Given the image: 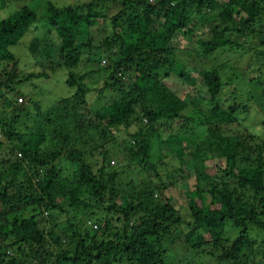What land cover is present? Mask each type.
<instances>
[{
	"label": "trees",
	"instance_id": "trees-1",
	"mask_svg": "<svg viewBox=\"0 0 264 264\" xmlns=\"http://www.w3.org/2000/svg\"><path fill=\"white\" fill-rule=\"evenodd\" d=\"M21 1L0 18V85L8 91L0 92V107L8 109L0 116V264H166L164 247L179 242L195 256L204 254L219 263L264 264V121L252 126L260 130L256 134L244 127L222 134L215 124L233 122V114L248 115L256 124L261 117L248 105L251 92L241 91L240 84L251 74L254 80L256 74L262 76L264 0H89L61 6L45 0L39 16L35 1ZM105 23L109 33L92 47L90 33ZM32 31L23 44L28 53L24 57L34 64L44 62L49 74L75 67L80 51L86 50L94 69L90 73L102 76V88L91 92L83 82L85 74L65 72L63 84L73 89L72 94L45 105L56 107L54 113L62 109V116L54 114L56 121L50 125L46 123L52 120L42 119L47 112L40 109L41 99L27 98L24 105L20 98L17 103L5 96H25L30 90L22 94V84L49 79L43 71L20 72L18 53L10 51ZM191 43L194 57L225 59L196 67L185 52L178 62ZM226 52L236 55L235 64ZM247 54L251 63L246 74L237 68ZM105 92L116 98L107 100ZM89 93H102L106 102L94 106ZM242 93L247 100L238 104L235 100ZM203 102L211 110L192 127L194 121L184 111ZM81 108L108 131L132 119L137 122L139 116L145 119L144 127L129 135V146L120 151L124 159L114 167L107 152H99L98 165L93 166L95 160L79 147L80 135H71L75 129L82 133L86 127L95 128L79 113ZM24 120L28 126L17 131ZM162 120L164 125L170 120L176 129L190 122L192 131L187 138L175 134L165 141L161 135L147 136V131L163 126ZM154 145L164 147V154L171 149L180 166L193 168L182 177L189 180L183 209L174 205L176 181L166 177L163 182L157 173ZM125 157L155 173L159 182L153 191L147 185L119 188L115 178L121 175ZM199 158L220 159L223 165L213 164L208 175L205 165L197 161L201 165L196 166ZM68 163L76 164L78 173L70 175ZM14 186L31 192L10 193ZM84 197L101 207L94 217L77 227L63 221L59 228V215L67 213L64 205L70 210L90 208ZM27 204L33 207L23 215ZM43 214L51 220L48 231L42 227ZM226 228L235 232L233 238ZM5 250L13 255L3 259Z\"/></svg>",
	"mask_w": 264,
	"mask_h": 264
},
{
	"label": "rangeland",
	"instance_id": "rangeland-1",
	"mask_svg": "<svg viewBox=\"0 0 264 264\" xmlns=\"http://www.w3.org/2000/svg\"><path fill=\"white\" fill-rule=\"evenodd\" d=\"M3 2H5L6 8L4 9H0V18L1 17H7L6 15L9 14L10 9L9 7H14V8H18L19 6H21V0H2ZM35 1V6H36V10H37V15L39 16L45 9V5H46V1L45 0H33ZM50 1V0H49ZM89 0H52L51 2H53L55 5L57 6H61V5H66V4H70V3H75V2H87ZM28 3V2H27ZM259 29V26L257 27ZM256 29V27H255ZM109 25L108 23H105L103 26L101 27H97L94 28V31H92L90 33V38H91V43H92V47H97L98 44L102 41L101 39L104 37V35L109 33ZM35 31V30H34ZM33 31L29 32L28 35L23 36L21 38V40L19 41V43L15 46H12L10 48L11 53H13L14 55H16L17 59H19V66L20 67V72L27 74V73H37L39 71H43L44 73H48L49 70H47V66L46 64L43 62L41 64H34L32 62V60L28 59L27 57H24L25 54H28L26 52L25 46H23V44L25 43L26 45V40H28L30 37H32L33 35ZM41 33L40 30L37 31L36 34ZM257 44V43H255ZM23 46V47H22ZM194 44L191 43L189 44L186 48L185 51L181 52V54L177 57L178 62L180 61V57L184 56L183 53H188L190 54L189 57V64L192 62V58L194 59V61L196 62L195 64L192 63V66H196V67H202V68H207L209 67L211 64L213 63H219L221 61H223L225 59V56H220L218 55L217 58L214 57L212 60L211 59H202L200 57H197L192 53H190V49L193 48ZM22 48V49H21ZM190 48V49H189ZM91 50V49H90ZM89 50V51H90ZM86 54L87 51L86 50H81L79 53V57H80V61L77 65H75V67L71 68L70 70L66 69L64 71H60V70H56L55 72H53L52 74H49V79H35L29 82H26L25 84H22L20 90L23 94V91L29 89L30 92L29 94L22 96L21 94H17V92H12L9 95H5L7 98L8 97H13L17 103L18 100L17 99H21L22 100V104H26L27 102V98H31L32 100H37V99H41V101L43 102V106L40 108L42 109V113L47 112V114L45 115L44 118H42L43 120L46 119H50L52 120V122H47L46 124H54V122L56 121V116L61 115L62 116V109L61 107H58L54 113V108L53 106L50 107H45V105H49L51 104L54 99H56L57 97H61L64 94H68L65 97H69L72 94V90L70 87H67L66 85L63 84V76L65 74V72L70 71L73 73H76L78 75H83L85 74L86 77L84 78L83 82H86L87 86L89 87V89H91V92H94L95 90H100L102 88V85L100 84L101 81V74L100 73H93L94 69L92 67V65L90 64V60L86 58ZM226 54V58L228 57V60L230 61V63L232 64L234 62L237 61V57L236 55H234V53L232 54H228L227 52ZM27 58V59H26ZM102 59H104L103 57H101ZM258 60L260 61V56L257 57ZM215 59H217V62ZM247 59H250V55L247 54L244 58H242L239 67L237 68L239 71H243L245 69L246 74L250 72V68H249V62ZM101 61V60H100ZM103 61H101L100 64H102ZM257 63V62H253L252 64ZM251 66H255L252 65ZM258 64V63H257ZM106 65V63L104 64V66ZM103 66V65H101ZM257 66V65H256ZM7 70H9V67H6ZM227 69V68H226ZM225 69V70H226ZM19 70V69H18ZM224 70V71H225ZM263 70H264V64H261V70L259 72H262V76L260 75V73L256 74V76H258L257 78H255L256 80H254V78L252 77L253 75L251 74V76L248 78H246L247 80H245V83L243 81V83L240 84V90H247L249 89V91L251 92V96H250V100H249V107H254V110L258 113L260 112V116L262 117H258L257 118V124L255 122H253V120H251V118L248 115L242 116L241 114H233L232 116L234 117V121L233 122H225V123H215L217 126H219L221 128V133H226V134H230L233 133V130L236 129H241V128H247L249 129L250 132H254L259 133L260 130L253 128V127H257L260 122L264 121V80L262 77H264L263 75ZM6 71V70H5ZM3 71L2 73L4 74ZM90 71H93L90 73ZM64 72V73H63ZM245 74V75H246ZM245 78V76H244ZM0 79H2V76L0 75ZM236 87V86H235ZM23 90V91H22ZM3 84L0 85V92H2L3 94H6L7 92L5 91ZM65 91V92H64ZM228 91V90H226ZM26 93V92H25ZM107 95V100H110L112 98H116L114 94H112L111 92H105ZM88 99H90L93 103L94 106H100L101 104L105 103L106 101L103 100L102 97V93H99L97 96H94L93 93H89L88 95ZM246 97L245 94L242 93L240 96V99L236 98L235 102H239L244 104V101H246ZM12 101V100H11ZM24 104V105H25ZM247 105V104H246ZM14 106V104H13ZM11 108V107H8ZM87 108V107H86ZM86 108H81V110L79 111V113H81L84 117V119H86V122L92 121L93 125H95V128L93 127H86V129H84L81 132L77 133L78 130L75 129L77 132H74L73 134H71L72 136H75L78 138V136L80 135V148L84 151H86L88 153V155H90L95 161L93 163H95L93 166L97 167L98 162H99V152H107L108 155L107 157H111L110 158V166L114 167L116 165V161L119 159H124L122 158V153L120 152L121 150L126 149L129 146V135L132 134L133 132H135L138 128H143V124L145 122V119H142L139 116V121H134L132 122V120H130L129 122H127L128 125L125 126H116V127H112L109 131L106 130L103 126V123H99L95 120L94 116L87 113ZM89 109V108H88ZM251 109V108H250ZM5 110H8L7 108ZM4 110V111H5ZM134 110L137 111L136 107L134 106ZM211 110V105L210 104H206L205 102L203 103H199L198 106H189L187 111H184L186 116H189L190 118L192 117L193 121L192 124H194L192 127H194L197 123H199L200 121L203 120L204 117H206L208 115V113ZM4 111L2 110V108L0 107V116L4 115ZM255 112V114H256ZM36 113V112H35ZM87 113V114H85ZM55 114V115H54ZM252 114V112H251ZM31 115V114H30ZM40 115L44 116V114L39 113L38 116L40 117ZM243 117V120L241 119ZM28 118V117H27ZM239 120V121H236ZM262 120V121H261ZM21 121V125L18 126V130L19 132H22L25 128V126L28 125H24L23 123L25 122ZM23 122V123H22ZM71 124V123H70ZM162 124L163 126L156 130V131H152L149 130L147 131V136H152L153 138L157 137L158 135H161V140H166L167 137L169 135H180L181 137H188V135L190 134V131H192V127L190 122L184 123L182 124L181 128H173L171 125V121L170 120H166V123L164 125V121L162 120ZM68 125V124H67ZM214 125V124H212ZM72 126V124H71ZM253 126V127H252ZM249 127V128H248ZM87 128H90L87 130ZM201 128V127H200ZM94 131H92V130ZM203 129V128H202ZM204 130V129H203ZM195 131L193 130L192 133H194ZM68 133V132H67ZM70 134V133H69ZM196 134V133H195ZM198 136H202V134H196ZM158 136V137H159ZM165 153V148L164 147H160L158 148L157 146L155 147L154 145V159H157V161L155 162L157 164V173L160 177V179L165 182V178H169V180L171 182L176 181V185L175 187V192H176V197L174 199V202L176 204L175 207L176 208H180L183 209L185 208V203L187 201V198L185 197L186 193H187V184H189V180L188 179H183L182 177L184 175H187L188 173L191 172V169L193 171V168L191 166H185L182 167L179 165V160L177 159L175 152L170 149V151H167L166 154ZM164 154V156H162ZM113 155L118 156V158L113 157ZM197 161H199L200 163H202L203 165H205V172L209 175L211 172V168L213 166V164H218L219 166L223 165V161L220 159H216L215 161L211 160L210 158L208 159H204V158H199L198 160H196V166L201 165L200 163H198ZM160 162V163H159ZM195 162V161H194ZM194 162H192V165L194 166ZM69 164V163H68ZM4 166V165H3ZM204 167V166H203ZM5 169H7L6 166H4ZM129 170V171H127ZM121 171V175H119L118 177L115 178V183L119 185V188L125 191H129L132 188H138V187H142L143 185H147L149 191H153L155 185L159 182V180L156 178L155 173L151 170V169H147L144 170L142 169L140 166H138L137 164L133 163L130 158L125 157L124 160V165L122 166V170ZM76 173H78V167L75 164H69V174L70 175H75ZM15 183H19L20 180L18 178L15 179ZM132 187V188H131ZM15 188L13 190H10V193H14V194H25V193H30L31 190L25 188V190L23 191H17L16 186L12 187ZM146 189V188H145ZM153 197L155 200L159 199V195L156 192H153ZM195 198V196H194ZM30 201V199L28 200ZM84 201L89 205L90 208L86 209V210H79V209H73L70 210L67 208V206H63V210L65 209L64 212H67L66 214H62L59 215V218L61 217L62 220H59L56 224H59V228H62L64 225V223H62L63 221H67L68 224L77 227V226H82V221L85 220V218L87 217H94L93 213L96 209H100L101 207L97 208L94 205V200L88 197H84ZM28 205V206H27ZM26 206V210L23 213V215H27L29 213V209L30 207H33L30 204H27ZM87 221V220H86ZM51 220L49 218H47L44 214L42 215V219H41V223H42V227L43 230L48 231L49 230V226L51 225ZM91 224H94L92 221H89ZM86 225V223H85ZM87 227V226H86ZM93 228H95L94 225H92ZM67 228V227H66ZM226 234L227 236L231 239L235 236V232L233 230H231L230 228H226ZM67 234H69L70 232H68L67 230L65 231ZM165 249V261L166 264H224L223 262L219 263L218 261L215 260L214 257H209L206 256L204 254H199V256H195L190 250H188V248H186L183 244H181L180 242L178 244H170L168 246L164 247ZM261 248H256V255L260 256L261 255ZM260 252V254H258ZM3 253V259L7 258L9 255H13V253L10 250H5L2 252ZM259 258V257H258ZM226 263V262H225ZM227 264V263H226Z\"/></svg>",
	"mask_w": 264,
	"mask_h": 264
},
{
	"label": "built area",
	"instance_id": "built-area-1",
	"mask_svg": "<svg viewBox=\"0 0 264 264\" xmlns=\"http://www.w3.org/2000/svg\"><path fill=\"white\" fill-rule=\"evenodd\" d=\"M20 99H18V101H19Z\"/></svg>",
	"mask_w": 264,
	"mask_h": 264
}]
</instances>
